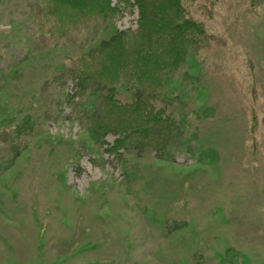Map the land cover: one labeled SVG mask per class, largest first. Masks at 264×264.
<instances>
[{"label": "rangeland", "instance_id": "rangeland-1", "mask_svg": "<svg viewBox=\"0 0 264 264\" xmlns=\"http://www.w3.org/2000/svg\"><path fill=\"white\" fill-rule=\"evenodd\" d=\"M43 2L0 0V264H264V0H181L201 33L173 79L194 80L151 99L176 127L148 151L98 127L132 89L81 78L134 0Z\"/></svg>", "mask_w": 264, "mask_h": 264}, {"label": "trees", "instance_id": "trees-1", "mask_svg": "<svg viewBox=\"0 0 264 264\" xmlns=\"http://www.w3.org/2000/svg\"><path fill=\"white\" fill-rule=\"evenodd\" d=\"M134 2L140 16L137 30L134 33L113 35L98 51L99 62L93 65L97 69L84 70L86 77H80L85 85L88 84L87 80L90 81L89 86L91 82L98 83L95 84L98 86L106 81L104 77H109L111 80H120L124 87L132 89L134 98L131 101L119 105L120 108L103 111V116L99 117V129L108 128L123 134L128 145L137 150H161L173 140L170 131L175 130V117L161 114V110L154 111L151 99L157 91H176L187 82L193 83L194 79L185 71L180 73L179 88L177 78H173L175 73L186 66L187 49L197 44L201 26H196L183 16L185 10L181 0ZM109 3L110 0H44L42 7L47 9H41L45 15L52 17L66 11H78L80 14L77 15L87 13L107 21L110 14L114 13ZM143 69L152 72L147 83L146 77H140L139 74ZM104 98L111 99L109 96ZM177 126L179 132H182V122ZM188 146L190 148L189 142Z\"/></svg>", "mask_w": 264, "mask_h": 264}]
</instances>
